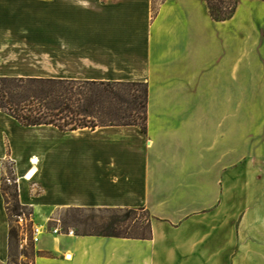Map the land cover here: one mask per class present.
<instances>
[{
    "label": "crops",
    "instance_id": "crops-1",
    "mask_svg": "<svg viewBox=\"0 0 264 264\" xmlns=\"http://www.w3.org/2000/svg\"><path fill=\"white\" fill-rule=\"evenodd\" d=\"M0 78L147 86L146 132L0 112V264L8 165L32 264H264V0L225 21L207 0H0ZM79 209H144L151 239L69 235Z\"/></svg>",
    "mask_w": 264,
    "mask_h": 264
},
{
    "label": "trees",
    "instance_id": "trees-1",
    "mask_svg": "<svg viewBox=\"0 0 264 264\" xmlns=\"http://www.w3.org/2000/svg\"><path fill=\"white\" fill-rule=\"evenodd\" d=\"M210 14L216 21L230 19L237 8L236 0L231 9L223 13L207 0ZM142 87V90H138ZM142 92L143 95H140ZM147 86L144 82H84L63 80L0 78V112L5 113L26 127L52 125L61 131L82 128L96 129L108 126H138L147 128ZM92 125V126H89ZM2 183L6 209L10 219L8 264H16L18 256L29 258L28 252H19L20 234L14 218L33 216V210L22 206L18 198V185L13 172ZM77 211V210H76ZM102 216L94 220L73 219L78 235L105 236L124 239L149 240L152 236L151 221L139 212L144 209L98 210ZM149 215V214H148ZM69 221L66 222L68 224ZM71 227V226H69ZM29 248L36 255L32 235Z\"/></svg>",
    "mask_w": 264,
    "mask_h": 264
},
{
    "label": "rangeland",
    "instance_id": "rangeland-1",
    "mask_svg": "<svg viewBox=\"0 0 264 264\" xmlns=\"http://www.w3.org/2000/svg\"><path fill=\"white\" fill-rule=\"evenodd\" d=\"M236 0H211L212 4L215 8L220 9L223 11V13L228 12L232 5L234 4ZM138 90H142V87H139ZM140 95H143L142 92H140ZM89 126H92L89 124ZM9 173L11 172V165H8ZM8 173V174H9ZM139 214L144 217L145 219H149L150 216L147 212H139ZM106 216V214H102L98 210H67L63 211L60 215V228L63 231L69 230V228L74 230V233L77 232V230L72 227L73 226V219H78L81 222L85 220H94L95 222H98L102 216ZM74 219V220H75ZM14 225L17 227L19 234H20V247L18 249L19 252H22L23 250H26L28 252L29 258H27L24 255L18 256L16 260V264H32L33 257H32V249L29 248L30 245V238L32 235V241L33 244H35L33 237H34V231L38 228L34 225V222L32 220V217H28L25 214L22 215V217L17 220L14 218ZM69 221L68 224L66 222ZM73 221V222H72ZM71 226V227H69Z\"/></svg>",
    "mask_w": 264,
    "mask_h": 264
},
{
    "label": "built area",
    "instance_id": "built-area-1",
    "mask_svg": "<svg viewBox=\"0 0 264 264\" xmlns=\"http://www.w3.org/2000/svg\"><path fill=\"white\" fill-rule=\"evenodd\" d=\"M58 232H59L58 229H55V230H54V233H55V234H57ZM40 234H41V229H40V228H37V229L34 231V237H33V240H34L35 243L38 242V237H39ZM68 234H69V235H74V231H73V230H70V231L68 232Z\"/></svg>",
    "mask_w": 264,
    "mask_h": 264
}]
</instances>
